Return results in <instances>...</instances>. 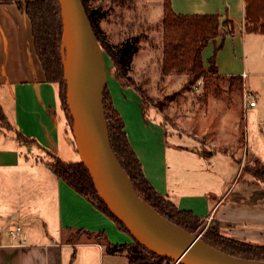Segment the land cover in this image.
Listing matches in <instances>:
<instances>
[{
	"label": "crops",
	"instance_id": "crops-1",
	"mask_svg": "<svg viewBox=\"0 0 264 264\" xmlns=\"http://www.w3.org/2000/svg\"><path fill=\"white\" fill-rule=\"evenodd\" d=\"M172 5L180 13H219L222 19L228 15L234 20L235 34L210 41L203 50V58L208 65L215 45L223 39L216 58L219 75L236 77L249 90L246 73H224L226 67L235 64L237 49L243 56L246 53L249 32L245 30V0H172ZM209 47L213 51L205 59ZM108 88L143 171L157 191L180 209L190 210L206 221L217 220L220 230L230 225L227 207L264 212V190L229 185L230 181L221 186L211 182L208 173L198 165L200 161H210H194L193 155L180 156L179 150L168 148L169 129L144 111L142 97L133 86L123 84L113 75L109 76ZM0 110L14 132L22 131L37 142L29 147L12 131L0 127V264H65L63 238L69 245L86 236L87 244L105 247L85 233L73 237L79 229L105 230L113 243L133 242L130 234L47 164L49 158L44 152H53L66 161H79V154L67 132L68 119L59 88L46 80L35 50L31 21L18 2L0 3ZM204 150L188 147V151L199 156L209 157L217 151ZM232 159L238 160L236 156ZM256 160L260 161L257 157ZM254 181L262 182L256 178ZM229 188L238 197L227 194ZM17 224L21 226L19 240L9 233Z\"/></svg>",
	"mask_w": 264,
	"mask_h": 264
},
{
	"label": "rangeland",
	"instance_id": "rangeland-1",
	"mask_svg": "<svg viewBox=\"0 0 264 264\" xmlns=\"http://www.w3.org/2000/svg\"><path fill=\"white\" fill-rule=\"evenodd\" d=\"M163 1L86 0L88 7L96 12L101 35L106 41L118 43L139 36V50L134 56L131 76L143 90L140 95L144 111L169 129L168 148L179 150L180 156L193 155L194 161L199 158L207 161V158L209 164L200 161L198 165L218 186L230 181L229 185L235 183L264 190V183L254 181V176L251 177L246 169L255 166L256 157L264 164V34L247 33L246 53L243 56L241 50L237 49L235 64L224 70L228 74L246 73L245 82L250 91L231 76L209 74L211 81L207 87L204 79L191 84L185 73L164 74L162 71ZM235 15L238 17L237 10ZM212 51V47L205 51V59ZM62 53L64 58L63 48ZM105 54L108 73L113 78L114 64ZM252 97L256 100L255 105L250 104ZM66 113L67 132L71 140L73 120L69 107ZM0 127L17 136L12 126L1 117ZM21 141L29 147L35 146L31 141ZM195 146L209 153L211 149L217 151L209 157L199 156L188 151V147ZM44 155L51 158L48 152H44ZM232 156L238 160L235 161ZM76 160H80L79 155ZM225 210L230 225L220 230L224 235L238 236L234 238L256 244L264 243V212L229 210L228 207ZM215 223L216 220H202L200 227L193 233L203 239L206 229ZM56 239L60 240L59 237ZM62 242L65 264L71 261L73 264H128L125 251L111 252L104 246L102 249L87 244L86 236H81L75 244L67 245L66 238Z\"/></svg>",
	"mask_w": 264,
	"mask_h": 264
},
{
	"label": "trees",
	"instance_id": "trees-1",
	"mask_svg": "<svg viewBox=\"0 0 264 264\" xmlns=\"http://www.w3.org/2000/svg\"><path fill=\"white\" fill-rule=\"evenodd\" d=\"M13 2H18L31 21L35 50L43 66L46 80L58 86L61 104L66 112L68 110L67 82L62 53L63 20L60 3L58 0H27L24 3L19 0H0V3ZM83 2L101 45L114 64V76L122 80L125 85L133 86L140 94H143V90L131 76L134 56L139 50V36H132L118 43L106 41L101 35L96 12L88 7L86 0ZM163 2L161 60L163 73H185L189 76L191 84L204 79L205 87H207L208 82L211 81L209 74L220 76L216 61L217 52L223 46V39L235 34L234 20L228 15L222 19L219 13H180L173 8L172 0ZM245 30L264 33V0H245ZM219 36L223 39L215 45L214 52L206 65L203 50L210 41L216 40ZM105 112L113 149L133 180L140 196L162 215L194 232L200 227L203 219L190 210L180 209L173 201L157 191L148 180L142 163L130 143L124 119L114 104L109 88L106 93ZM0 117L7 121L2 110H0ZM17 138L20 141L28 140L37 143L35 139L25 135L22 131L17 132ZM49 153L51 158L47 160V164L52 170L111 217L120 229L131 235L126 225L110 211L98 195L91 174L84 163L80 160L66 161L53 152ZM246 169L256 179L264 182V164L259 160L255 166ZM83 233L104 243L108 251H125L128 264H163L169 259V257L150 251L132 235L133 242L113 243L106 236L105 230L95 232L79 229L76 231L75 238ZM203 240L238 256L264 259V243L256 244L224 235L220 232V223L217 220L215 224L206 229ZM70 264H73L72 261Z\"/></svg>",
	"mask_w": 264,
	"mask_h": 264
},
{
	"label": "water",
	"instance_id": "water-1",
	"mask_svg": "<svg viewBox=\"0 0 264 264\" xmlns=\"http://www.w3.org/2000/svg\"><path fill=\"white\" fill-rule=\"evenodd\" d=\"M58 1L63 20L67 103L73 120L70 141L75 144L80 161L89 170L98 195L110 211L126 225L134 239L150 251L178 260L180 264H264V259L238 256L206 242L162 215L140 196L111 142L105 112L109 83L105 50L83 0ZM66 21L73 34V42L68 45ZM70 68L74 72L72 76ZM104 151L109 175L103 167ZM227 194L238 197L233 188ZM196 241L200 249L194 251L192 245Z\"/></svg>",
	"mask_w": 264,
	"mask_h": 264
},
{
	"label": "bare ground",
	"instance_id": "bare-ground-1",
	"mask_svg": "<svg viewBox=\"0 0 264 264\" xmlns=\"http://www.w3.org/2000/svg\"><path fill=\"white\" fill-rule=\"evenodd\" d=\"M66 28H67V38L69 40V43L66 42V44L68 45L70 43L72 44V42H73V34H72V30H71V27H70V24H69L68 21H66ZM69 72H70V75L71 76L74 75V72H73V69L72 68H70V71ZM105 154L106 153L104 151V153H103V167H104V170H105L106 175H109L110 174V167H109V163H108V161L106 159V155ZM134 220H136L139 223H143L142 220L140 221L137 218H134ZM192 249L194 251H197V250L200 249L199 241H196V242L193 243Z\"/></svg>",
	"mask_w": 264,
	"mask_h": 264
},
{
	"label": "built area",
	"instance_id": "built-area-1",
	"mask_svg": "<svg viewBox=\"0 0 264 264\" xmlns=\"http://www.w3.org/2000/svg\"><path fill=\"white\" fill-rule=\"evenodd\" d=\"M249 97H251V96L249 95ZM250 104L251 105L256 104V100L254 97L251 98ZM20 231H21V226L19 224H17L9 230V233L15 240H19L20 239ZM152 264H154V263H152ZM163 264H180V262L178 260H174L172 258H169L168 260L164 261Z\"/></svg>",
	"mask_w": 264,
	"mask_h": 264
}]
</instances>
